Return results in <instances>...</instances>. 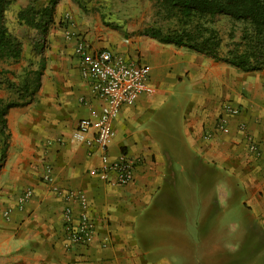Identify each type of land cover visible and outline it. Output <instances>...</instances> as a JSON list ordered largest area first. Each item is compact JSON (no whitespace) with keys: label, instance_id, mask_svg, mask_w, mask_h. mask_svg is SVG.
<instances>
[{"label":"crops","instance_id":"1","mask_svg":"<svg viewBox=\"0 0 264 264\" xmlns=\"http://www.w3.org/2000/svg\"><path fill=\"white\" fill-rule=\"evenodd\" d=\"M69 5L58 1L55 23ZM74 32L73 38L61 30L47 32L34 99L6 116L18 128H8L11 151L0 173V264H184L176 255L178 220L191 229L202 218L220 229L236 228V264H264V72H241L154 40L124 44L86 18ZM78 39L90 51L105 49L149 67L146 81L153 92L120 106L111 122L109 160L120 154L136 160L133 182L125 186L102 180L97 155L71 141L77 122L103 105L80 74L73 53ZM224 104L238 108V114H227ZM164 111L174 128L160 124ZM157 128L163 139L175 135L176 146L160 141ZM247 135L256 154L249 151ZM25 190L31 198L19 204ZM70 194L84 196L83 213L93 223L85 244L66 239L65 208L74 224L81 211ZM222 234L212 244L205 240L209 246L200 258L189 250L186 264L232 262Z\"/></svg>","mask_w":264,"mask_h":264},{"label":"trees","instance_id":"2","mask_svg":"<svg viewBox=\"0 0 264 264\" xmlns=\"http://www.w3.org/2000/svg\"><path fill=\"white\" fill-rule=\"evenodd\" d=\"M17 1L0 0V90L5 88L16 95L13 102L0 99V173L7 160L11 137L7 127L8 110L33 101L44 69L43 63L36 70L29 65L16 75L3 67L22 60V44L5 25L6 14ZM58 1L47 0L46 5L41 7L34 3L26 5L15 15L17 24L45 36L54 23ZM150 1L156 21L155 26L145 31V36L161 44L195 52L242 72H264V0ZM219 15L242 25L239 35L235 37L229 34L225 43L211 26L213 19Z\"/></svg>","mask_w":264,"mask_h":264},{"label":"rangeland","instance_id":"3","mask_svg":"<svg viewBox=\"0 0 264 264\" xmlns=\"http://www.w3.org/2000/svg\"><path fill=\"white\" fill-rule=\"evenodd\" d=\"M46 0H18L15 2L10 9L8 10L5 16V25L9 32L17 37L22 44V60L15 66H12L11 69L17 74H20L21 66L32 67L33 70H36L39 64L43 63L44 57L43 54L48 49L45 36H41L35 30L26 28L24 26H20L16 22L15 15L18 10L25 7L30 3H34L35 6H41V2H45ZM70 5L68 12L64 15L60 16L57 23H53L50 26L49 30L54 32H61L66 34L69 32V37H75L76 25L80 23L84 18L87 19L91 25L95 28L101 27L102 29L107 30L108 32H115L120 40L123 43L126 40L133 39H141V40H153L144 35L145 31L155 26V17H154V7L153 3L150 0H68ZM20 2V3H19ZM77 19H80L79 21ZM212 28L218 33V35L223 39V42H227V37L229 34H233L235 37L239 35V32L242 28L241 22H234L226 16L219 15L213 19ZM155 41V40H154ZM37 43V45L35 44ZM157 42V41H156ZM159 43V42H158ZM125 44V43H124ZM165 45V44H163ZM36 46V47H35ZM42 48L39 53L40 47ZM173 46V45H171ZM175 51L183 50L187 52L184 48L174 47ZM182 52V51H181ZM238 70V69H237ZM240 71V70H239ZM242 72V71H241ZM251 73H263L261 72H251ZM184 80L187 81V76L185 75ZM15 81H18L17 79ZM33 86H31V89ZM4 92L0 93V96L5 97V102H13L16 98L15 94H12L7 89H3ZM1 91V90H0ZM14 95V96H12ZM225 105V104H224ZM171 106V105H170ZM170 108V107H169ZM226 108H235L231 107V105H225L224 110ZM227 111V110H226ZM159 116V122L162 124L163 128H174V124L170 116L166 114L167 111H164ZM168 112L172 115L171 111L168 109ZM9 114V112H8ZM173 116V115H172ZM9 117V116H8ZM7 117V127L8 128H18V126L13 125L9 122V118ZM174 117V116H173ZM162 128V129H163ZM156 131V128H154ZM159 131L158 139L163 141L167 147L176 146V143L179 142L175 135H173L172 140L163 139L161 128H157ZM169 140V141H167ZM172 145V146H171ZM8 151L10 152L11 149ZM7 151V156H8ZM196 183V182H194ZM214 185V181L212 182V188ZM24 192V191H23ZM217 199H219L217 195ZM175 207L178 206V203L175 202ZM181 206V203H179ZM178 206V207H179ZM182 213H180L181 215ZM181 222L178 229H176L175 237L179 241V250L176 254L180 259H184L186 264L189 250L192 255H196L199 258L203 255L206 250L208 244L205 246V240L210 241L209 244H212L214 241L218 240L222 234V237L227 238V250L229 254V258L232 259V262L228 264H236L235 258L237 253V248L235 245V237H236V228H231L230 225L227 228L221 227L219 224L212 225V223H203L204 218H202L201 223H198L194 228L186 227L187 224L184 223L183 220H178ZM208 222V219L206 220ZM203 225L201 226V224ZM224 235V236H223ZM245 249V247H244ZM251 251H254L255 248H250ZM249 251V253H251ZM180 254V255H179ZM251 256L250 254H248ZM256 255V254H255ZM250 259V258H249ZM202 260V259H201ZM203 261V260H202ZM200 264H203V262ZM247 261V260H246ZM249 264L251 261L248 262ZM181 264H183L181 262Z\"/></svg>","mask_w":264,"mask_h":264},{"label":"built area","instance_id":"4","mask_svg":"<svg viewBox=\"0 0 264 264\" xmlns=\"http://www.w3.org/2000/svg\"><path fill=\"white\" fill-rule=\"evenodd\" d=\"M69 32L65 37L69 38ZM78 58L81 76L89 82L91 93L102 102L98 113L77 122L71 132V141L82 144L87 148L89 155H97L100 168L97 175L114 186H125L133 182V170L136 160L120 154L115 160L108 157V146L113 137L111 122L122 105H130L142 93H152L153 89L147 84L149 67L144 64L127 62L119 56H114L108 50L90 51L89 45L78 39L73 48ZM227 114L236 115L238 110L226 108ZM242 126V125H241ZM243 127V126H242ZM223 130V128H221ZM249 151L256 154V145L247 135ZM113 177L108 179L107 174ZM46 181L51 178L46 176ZM31 191L25 190L18 199L19 204L31 198ZM80 205L76 223L71 217L70 208L64 210V232L69 244H85L92 233L93 223L83 213L86 201L83 195L70 194Z\"/></svg>","mask_w":264,"mask_h":264},{"label":"bare ground","instance_id":"5","mask_svg":"<svg viewBox=\"0 0 264 264\" xmlns=\"http://www.w3.org/2000/svg\"><path fill=\"white\" fill-rule=\"evenodd\" d=\"M11 119V118H10Z\"/></svg>","mask_w":264,"mask_h":264}]
</instances>
